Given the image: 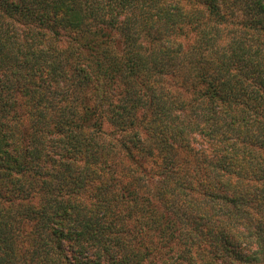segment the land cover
Wrapping results in <instances>:
<instances>
[{
  "label": "trees",
  "instance_id": "1",
  "mask_svg": "<svg viewBox=\"0 0 264 264\" xmlns=\"http://www.w3.org/2000/svg\"><path fill=\"white\" fill-rule=\"evenodd\" d=\"M0 264H264V0H0Z\"/></svg>",
  "mask_w": 264,
  "mask_h": 264
},
{
  "label": "rangeland",
  "instance_id": "2",
  "mask_svg": "<svg viewBox=\"0 0 264 264\" xmlns=\"http://www.w3.org/2000/svg\"><path fill=\"white\" fill-rule=\"evenodd\" d=\"M104 128H105V132H109V131H111L112 129H113V127L112 126H110V124H108V123H105V126H104ZM141 153V155L143 156V158L145 159V164H144V166H150V167H152V165L154 166V168H155V171H160L159 170V168H157L156 166V158H153V155H150V154H145V155H143L142 154V152H140ZM153 168V167H152ZM149 170V169H148ZM153 171H154V169H152ZM152 170H150V171H152ZM149 180H152V181H150V183H154V182H156V180L155 179H150L149 178ZM23 197V196H22ZM28 197H23L22 199H20V201L21 202H24V203H29L30 205H32V206H37V204H38V202H39V196L38 195H32V197L30 198L29 197V200L27 199ZM30 229V226L29 225H27V226H25L24 228H23V233H22V235H21V239H20V242L18 243V247H19V251H23V246L24 245H22L23 243H21L23 240H26V242H24V244H29V242H30V239H31V233L28 231ZM21 243V244H20Z\"/></svg>",
  "mask_w": 264,
  "mask_h": 264
}]
</instances>
